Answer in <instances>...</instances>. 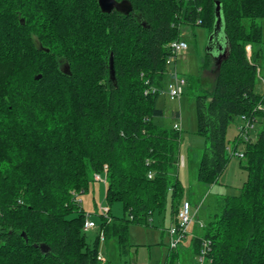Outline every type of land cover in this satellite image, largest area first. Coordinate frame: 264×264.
Listing matches in <instances>:
<instances>
[{
	"label": "trees",
	"instance_id": "obj_1",
	"mask_svg": "<svg viewBox=\"0 0 264 264\" xmlns=\"http://www.w3.org/2000/svg\"><path fill=\"white\" fill-rule=\"evenodd\" d=\"M116 1L131 12L102 13L98 0H0V264H103L77 200L95 174L105 175L108 205L99 231L116 239L121 256L131 224L149 227L168 204L174 221L184 198L181 134L156 125L157 98L169 44L182 25L211 36L216 2L227 55L195 98L196 134L205 139L196 179L217 184L242 154L246 180L238 195L217 197L193 252L205 239L207 264H264V95L255 92L264 0ZM151 88L158 91L145 94ZM242 118L253 128L230 146L228 128ZM115 203L123 217L110 215ZM168 258L179 262L176 250Z\"/></svg>",
	"mask_w": 264,
	"mask_h": 264
},
{
	"label": "rangeland",
	"instance_id": "obj_2",
	"mask_svg": "<svg viewBox=\"0 0 264 264\" xmlns=\"http://www.w3.org/2000/svg\"><path fill=\"white\" fill-rule=\"evenodd\" d=\"M257 23L262 27L263 42L257 47L262 49L263 59L260 61L257 71L258 80L255 92L264 95V19L258 20ZM216 38L218 44H224L223 31H218ZM181 39L188 44V50L180 53L175 62L171 61L172 63L167 67L172 70L176 69L179 74L183 75L188 80L187 85L179 100H171L163 88L156 104L157 108L162 110L163 116L155 118V123L162 127H173L176 123L181 125L180 151L186 157V167H179L178 176L183 186V200L189 202L194 220L190 224L186 236L175 249L179 254V262L174 264H198L193 252V237L190 234L192 226L197 225L198 221H206L208 213L215 207L218 196L238 195L240 187L246 180V173L241 168L239 158L235 154L217 184L209 186L196 179V163L204 150L205 139L196 134L195 98L197 95L209 91L213 86L215 75L211 68L215 64L217 53L215 43L210 41L208 30L201 26L182 25ZM238 123L243 124L241 120L235 119L228 128L227 139L230 146L239 132ZM261 127V124H255L252 135L255 136ZM241 149L242 145H239L237 151H241ZM100 176L102 179L94 180L86 192L77 197V200L80 201V207L86 212V219L96 225L95 229L87 231L85 235L89 243L95 242L98 238L97 254L103 264H166L169 262L168 229L174 223L170 204L162 214L153 216L149 227L134 224L129 226L128 240L131 247L126 257L121 256L116 239L111 238L107 241L99 239V221L103 217L101 209L108 208L105 201V175L100 174ZM110 215L123 217L121 204H113Z\"/></svg>",
	"mask_w": 264,
	"mask_h": 264
},
{
	"label": "built area",
	"instance_id": "obj_3",
	"mask_svg": "<svg viewBox=\"0 0 264 264\" xmlns=\"http://www.w3.org/2000/svg\"><path fill=\"white\" fill-rule=\"evenodd\" d=\"M200 23V22H198ZM169 52H170V57L167 60V65L171 64V61L175 62L176 57L182 53L188 50V44L182 40L178 39L176 41H173L169 44L168 46ZM247 51H250V48L247 47ZM170 68V66H169ZM168 81L165 84V90L168 95V97L171 100H179L180 97L182 96L184 92V87L187 85L186 79L183 75L179 74L176 69H168ZM158 90L156 88H151L148 91H145V94L148 92L150 93H155ZM242 125L239 128V131H241V135H246V132L248 130H251L253 128V125L250 124L248 121H246L244 118L241 119ZM173 128L175 130H180V123L179 124H174ZM239 157H242V154L238 155ZM184 165V160L183 158H179V167ZM152 174H148V178H151ZM102 178L100 175L95 174L94 175V180L100 181ZM80 203V201H78ZM103 213V217L107 218L108 214V208H102L101 209ZM193 222V215L191 214V208L190 204L188 201L183 200L180 204V207L177 211V214L174 219V223L171 225V227L168 229V234H169V248L171 250H175L177 246L181 243L183 238L187 234V230L190 226V224ZM200 227H203V224H200ZM96 228V225L88 221L87 219L84 222L83 226V231L87 232L90 230H93ZM99 239L104 240V234L103 232L99 231ZM210 252V242L208 240H202L200 249L198 254L196 255V260L198 264H205L208 262V255ZM97 260L100 263H103L101 261V258L98 256Z\"/></svg>",
	"mask_w": 264,
	"mask_h": 264
},
{
	"label": "water",
	"instance_id": "obj_4",
	"mask_svg": "<svg viewBox=\"0 0 264 264\" xmlns=\"http://www.w3.org/2000/svg\"><path fill=\"white\" fill-rule=\"evenodd\" d=\"M98 6L101 10L102 13L105 14H110L113 10L124 13L128 15L132 8L129 5L127 1H122V2H117L116 0H98ZM215 30L213 34L210 36V41H214V46L216 47V53L217 56L215 58V63L219 64V61L221 60L222 57H225L227 55V48L226 44L220 45L217 42L216 38V33L220 31V24H221V16H220V5L218 2L215 4ZM109 73H110V78L114 79L115 77V72L113 68V58L112 55L109 58ZM36 80L40 79V76H37L35 78ZM42 250H46L44 246H41Z\"/></svg>",
	"mask_w": 264,
	"mask_h": 264
},
{
	"label": "crops",
	"instance_id": "obj_5",
	"mask_svg": "<svg viewBox=\"0 0 264 264\" xmlns=\"http://www.w3.org/2000/svg\"><path fill=\"white\" fill-rule=\"evenodd\" d=\"M176 67H177V65H175ZM240 120V119H239ZM241 126V124L240 123H238L237 124V128H239V127ZM180 127H181V125H180ZM238 135V134H237ZM236 135V136H237ZM233 141V140H232ZM230 149H232V147H230ZM230 151V150H229ZM180 158H183V160H184V167H186V157H184V155L183 154H181L180 153ZM196 165H198V161H197V163H196ZM193 220H194V217H193ZM197 223V225H193L192 226V228H191V231H190V234L192 235V237L193 238H197V237H200L201 235H202V227H200V224H204V222L202 221H198V222H196ZM191 226V225H190ZM129 254V253H128ZM126 256H128V255H125V256H122V257H126Z\"/></svg>",
	"mask_w": 264,
	"mask_h": 264
}]
</instances>
